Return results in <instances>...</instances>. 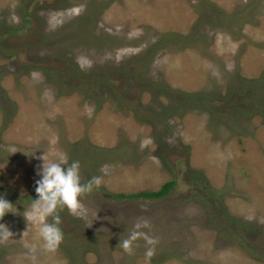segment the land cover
I'll return each instance as SVG.
<instances>
[{
	"label": "rangeland",
	"instance_id": "rangeland-1",
	"mask_svg": "<svg viewBox=\"0 0 264 264\" xmlns=\"http://www.w3.org/2000/svg\"><path fill=\"white\" fill-rule=\"evenodd\" d=\"M256 82L264 96V0H0V264H146L143 239L119 243L141 218L150 264H264ZM44 154L102 178L79 216L58 210L55 253L31 209Z\"/></svg>",
	"mask_w": 264,
	"mask_h": 264
},
{
	"label": "clouds",
	"instance_id": "clouds-1",
	"mask_svg": "<svg viewBox=\"0 0 264 264\" xmlns=\"http://www.w3.org/2000/svg\"><path fill=\"white\" fill-rule=\"evenodd\" d=\"M42 164L38 166L40 169L36 175L40 179L35 181V192L37 199L32 200L31 209L34 220L43 217L47 220L52 217V223H43L39 227V237L42 240L40 247L47 253H55L59 249V245L63 241V232L59 228L61 223L59 211L68 210L72 216H79L81 203L80 197L86 193H90L93 187L99 188L102 184L100 176H93L86 184L80 182V164L79 161H74L67 165V159L62 162H48L45 154L38 157ZM13 205L0 196V219H3L6 213L12 212ZM150 227V223L146 218L138 219L133 230L128 238L122 242L119 241L121 248L127 255L133 254V245L139 240L145 241L146 264H150L151 258L155 255L156 245L159 243L158 238L149 236L148 233L142 231ZM13 233L5 224H0V243L6 242L12 238ZM37 245L33 244L30 247V252L33 253L35 260V252Z\"/></svg>",
	"mask_w": 264,
	"mask_h": 264
},
{
	"label": "trees",
	"instance_id": "trees-1",
	"mask_svg": "<svg viewBox=\"0 0 264 264\" xmlns=\"http://www.w3.org/2000/svg\"><path fill=\"white\" fill-rule=\"evenodd\" d=\"M256 90L254 91V93L252 94L253 99L254 96L260 98V102L264 101V96L261 94H258L256 92L260 91V87H259V83L256 82ZM184 97L188 98V100H190L191 104L196 103L199 104V100L200 97L197 96L196 94L193 95H189V94H183ZM257 98V99H258ZM202 102V101H201ZM187 107H189V104L187 105ZM179 109H176L174 106H172L171 104L166 106V113L169 114L170 116H176L178 115V111ZM250 115V114H249ZM256 115V114H255ZM257 115H262L264 116V111L260 110L259 113H257ZM175 183L173 181H170L166 184H164L162 186V188H160L158 191H152V192H140L138 194H133V195H124V194H118L119 199H136V198H144V199H155V200H160L162 198H164L166 195H168L169 191L174 187Z\"/></svg>",
	"mask_w": 264,
	"mask_h": 264
}]
</instances>
